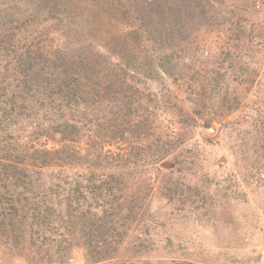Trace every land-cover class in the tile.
Listing matches in <instances>:
<instances>
[{
    "label": "trees",
    "instance_id": "1",
    "mask_svg": "<svg viewBox=\"0 0 264 264\" xmlns=\"http://www.w3.org/2000/svg\"><path fill=\"white\" fill-rule=\"evenodd\" d=\"M39 1L35 7L44 15L28 22L21 20L15 9L0 8V139L4 140L0 143V245H5L0 253L18 250L27 264H74L79 249L83 264H206L189 258L183 240L189 238L190 222H181L170 210H151L152 199L147 200L152 188L148 181L142 182L146 177H140L137 188L128 192L129 179H135L128 170L129 160L106 152L104 145L129 141L134 155L145 163L170 159L178 165L177 171L167 172L156 194L167 199L166 204L187 200L189 184L185 179L194 168L203 169L205 154L198 143L187 147L192 160L185 161L181 158L184 153L176 155L174 151L193 138L201 116L224 119L231 113L232 108L225 105L230 102L227 96L221 97L225 108L208 106L207 99L223 93L211 80L207 98L203 92L194 109L184 112L183 102L168 91L162 108L173 112L179 121L172 120L174 123L165 128L163 121L154 122L157 105L153 98H143L125 84L127 92L116 89L118 82L111 80L108 66L100 63L103 56L95 40L84 39L78 48L67 43L64 48L55 47L54 38L48 37L59 30L52 13L60 7L58 2H66ZM146 1L150 10L167 9L174 25L178 17L174 0L171 7H166L168 0ZM9 2L13 8L18 4V0ZM229 3L194 2L187 4L190 11L182 4L185 9L178 12L184 14L179 33L183 45L200 34L201 25L223 24L221 28L226 30L231 27L226 20L231 18L240 35L238 11L234 17L229 15L230 9L224 10ZM116 5L111 13L117 17L124 16L130 23L140 17ZM192 25L197 28L194 32L189 31ZM155 28L146 17L131 32L138 43L147 39L154 45L164 68L166 57L161 51L165 44L159 41L163 35ZM117 45L106 43L104 47L110 54L116 53L113 47ZM148 57L152 58L151 52ZM104 100L105 109L101 106ZM26 117L34 124L27 131L17 123ZM141 121H145L142 126ZM177 123L185 129L177 130ZM137 124L141 128H136ZM42 137L59 146L35 148V139Z\"/></svg>",
    "mask_w": 264,
    "mask_h": 264
},
{
    "label": "rangeland",
    "instance_id": "2",
    "mask_svg": "<svg viewBox=\"0 0 264 264\" xmlns=\"http://www.w3.org/2000/svg\"><path fill=\"white\" fill-rule=\"evenodd\" d=\"M9 1L0 0V8L15 9L21 20L28 22L44 15L35 7H38L39 0H18L14 8ZM63 1L66 3L58 2L60 7L54 8L52 13L53 21L58 20L59 30L51 32L48 37L54 38L55 47L64 48L67 43L69 47L78 48L77 44L84 39L95 40V47L103 56L99 61L108 66L111 80L118 82L116 89L127 92L126 86L133 92L136 90L140 96L143 94V98H153L157 105L154 122L160 124L159 120L163 121L161 125L165 128L179 121L173 112L162 108L163 96L168 91H173L183 102L184 112H190L203 92L206 98L209 95L211 80L221 87L223 93L214 100L207 99L206 104L215 109L229 105L231 113L224 119L213 115L201 116L193 138L174 151L176 155L184 153L183 160H192L187 147L198 143L200 151L205 154L203 169L194 168L192 176L188 174L185 179L189 184L187 200L166 204L168 200L156 194L168 177L167 172L177 171L178 165L169 162L170 159L164 163H145L134 155L135 150L129 141L105 144L104 150L129 160L128 170H132L135 179H129L128 192L137 188L140 177H146L142 182L148 181L149 188L154 191L147 200L152 199L151 210H170L181 222H190L189 238L183 242L191 260L206 264H264V0H227L230 6L224 10L230 9L232 13L229 15L234 17L238 11L241 17V36L237 35L238 29H234L236 22L231 18L233 21L226 20L231 26L226 30L221 28L223 24L201 25L200 34L193 36L186 46L179 39L184 14L178 10L185 9L181 8L182 4H186L189 10V4L209 5L213 0H174L178 17L172 26L168 10H150L146 0ZM113 5L127 10L129 15L140 17L130 23L128 18L111 13ZM167 6H173V0H168ZM146 17L151 18L155 29L163 35L159 41L165 45L158 43L162 45L161 55L166 57L162 60L164 68L156 57L154 45L147 39L138 43L131 32ZM196 29L192 25L189 31ZM168 41L177 45H167L170 44ZM106 43L112 46L118 43L113 47L116 53L109 54L104 47ZM149 52L152 58L148 57ZM176 77L180 80L176 81ZM7 94H10L9 90ZM224 94L230 101L225 105L221 103ZM106 102L104 100L101 106ZM30 118L19 119L17 123L27 131L31 126L34 128ZM202 119L213 120V135L203 133L199 125ZM144 122L139 124L142 126ZM139 124L136 126L138 129L141 128ZM176 127L180 132L185 129L179 123ZM154 128L160 131L158 126L154 125ZM55 142L42 137L35 139L34 145L35 148L59 146ZM0 143L4 144V140L0 139ZM4 247V244L0 245L2 252ZM10 251L0 253V264H27L22 252ZM74 258V264H83L82 250H76ZM108 264H114V261Z\"/></svg>",
    "mask_w": 264,
    "mask_h": 264
},
{
    "label": "water",
    "instance_id": "3",
    "mask_svg": "<svg viewBox=\"0 0 264 264\" xmlns=\"http://www.w3.org/2000/svg\"><path fill=\"white\" fill-rule=\"evenodd\" d=\"M199 125L206 136H211L214 134L215 130L213 127V120L202 119Z\"/></svg>",
    "mask_w": 264,
    "mask_h": 264
}]
</instances>
